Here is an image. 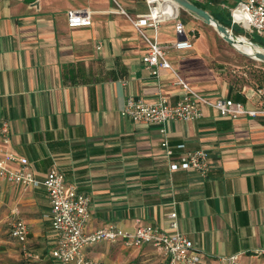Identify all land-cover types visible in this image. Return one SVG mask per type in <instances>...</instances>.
Listing matches in <instances>:
<instances>
[{"label": "crops", "instance_id": "obj_1", "mask_svg": "<svg viewBox=\"0 0 264 264\" xmlns=\"http://www.w3.org/2000/svg\"><path fill=\"white\" fill-rule=\"evenodd\" d=\"M122 6L133 17L150 8L147 0ZM75 8L90 10L92 24L69 26L67 12ZM190 28L194 47L168 52L174 70L208 99L227 96L257 104L256 88L230 83L222 68L210 64L208 43L198 42V31ZM148 33L173 41L175 21ZM147 49L113 0H0V118L11 130L4 146L26 156L38 179L56 166L90 196L89 232L109 224L168 229L176 211L178 230L194 241L207 264L233 254L244 264H264V255L257 254L264 249V115L231 119L204 105L198 119L167 123L174 149L167 157L157 124L121 113L129 96L155 101L163 95L175 103L184 93L172 69L153 75L144 66ZM185 149L209 152L206 173L170 168ZM0 209L10 228L16 219L28 223V246L40 255L31 258L17 240L0 239L8 249L17 247L5 254L13 259L1 263L58 264L51 254L57 236L46 216L51 205L42 184L25 190L0 177ZM86 252L97 264L163 261L152 245L104 241Z\"/></svg>", "mask_w": 264, "mask_h": 264}, {"label": "built area", "instance_id": "obj_2", "mask_svg": "<svg viewBox=\"0 0 264 264\" xmlns=\"http://www.w3.org/2000/svg\"><path fill=\"white\" fill-rule=\"evenodd\" d=\"M121 11L127 14L138 34L146 41L148 49L142 57L144 66L153 74L158 75L161 68L172 69L183 87L184 93L180 100L171 103L166 96H160L155 101H146L142 98L129 96L121 109L124 117L134 121H144L157 124L163 135L161 141L167 157L174 154L167 135V123L172 120H194L202 117L203 106L217 109L221 116L235 119L241 116L256 117L264 115V87L256 88L259 95L257 104L250 107L242 101L223 96L211 100L194 89L173 68L168 58L171 49L185 50L194 47V37H189L186 24L179 18V12L168 14L164 10L157 11V7L164 6L169 0H147L149 11L131 16L123 8L120 0H113ZM232 21L241 24L253 34H264V0H236L230 10ZM69 26L91 25L92 12L86 8L69 9ZM168 19L175 21L177 38L173 41H161L157 34L148 33L149 28L155 32ZM11 142V130L8 120L0 118V177L28 188L42 184L48 194L51 209L46 216L56 233L57 240L51 250L52 257L58 264H97L87 255V248L104 241L121 242L126 247H141L152 245L161 254V264H207L202 253L196 248L189 236L179 231L178 214L170 213L168 229H162L154 224H139L133 230H126L109 224L103 228L89 232L87 230L90 219V196L80 191L76 185L70 184L62 170L54 166L44 179H38L28 167L26 156L8 150L4 145ZM184 149L185 144H178ZM210 154L205 149H185L178 160L170 161L171 169H195L206 173L210 166ZM16 164V167L13 166ZM30 227L24 219L13 221L11 236L22 244L26 254L34 259L40 255L34 253L28 246ZM258 255H264V249L257 250ZM219 264H244L240 254L222 256Z\"/></svg>", "mask_w": 264, "mask_h": 264}, {"label": "rangeland", "instance_id": "obj_3", "mask_svg": "<svg viewBox=\"0 0 264 264\" xmlns=\"http://www.w3.org/2000/svg\"><path fill=\"white\" fill-rule=\"evenodd\" d=\"M120 1L123 5H125L126 2L131 0ZM197 1L201 4H204L206 6V9L210 13L216 14L218 16H220V12L227 13L236 4V0H220L218 6L213 4L214 2L211 0ZM229 15L232 20L231 12ZM179 18L183 23L187 25L186 28L189 34H191L190 27H193L194 31H198L199 36H197L196 38L198 42L208 43V45L210 46V52L207 53V57H209L210 59V64L214 68H222L227 80L230 83L238 87L246 85L257 87L253 83L256 82L255 76L259 73V71L262 69L264 70V61L257 60L243 53L236 46H233L226 40H224L216 31V29H214L210 25H207L200 18L192 15L190 12L184 10L183 8H179ZM226 22L228 24V27H230L235 35L245 36L254 43L264 47V34L256 36L255 34L245 29L243 25L235 23L233 21L231 22L228 16L226 18ZM2 212V209H0V239L15 242L16 239L14 240L10 233V224L8 222H3V220L1 219ZM10 245L11 249H8L9 246L0 241V264H3L1 262H3L4 259H7L9 261L13 259L12 256H9V258H6L5 256V254H7L9 251L12 252L14 250H17L16 245ZM43 261L22 259L23 264H42ZM46 264L55 263L47 262Z\"/></svg>", "mask_w": 264, "mask_h": 264}, {"label": "water", "instance_id": "obj_4", "mask_svg": "<svg viewBox=\"0 0 264 264\" xmlns=\"http://www.w3.org/2000/svg\"><path fill=\"white\" fill-rule=\"evenodd\" d=\"M26 2H34L36 0H25ZM145 1V0H144ZM177 4L178 9L183 8L192 15L200 18L207 25L212 26L220 34V36L233 46L243 44L244 41L238 39L237 35L227 25L221 23L212 13L207 9L197 5L192 0H172ZM245 44L251 47V53H246L250 57L257 60L264 61V51L258 49L251 40L245 41Z\"/></svg>", "mask_w": 264, "mask_h": 264}, {"label": "bare ground", "instance_id": "obj_5", "mask_svg": "<svg viewBox=\"0 0 264 264\" xmlns=\"http://www.w3.org/2000/svg\"><path fill=\"white\" fill-rule=\"evenodd\" d=\"M170 2L165 4L164 6H159L157 7V11H161V10H164V12L166 13V15L168 14H176L178 12V7H177V4L172 1V0H169ZM238 39L241 40V41H244L243 44H238L236 45V47L242 51L243 53H251V47L248 46V44H245V41H248L249 39L245 36H241V35H237ZM258 49L264 51V47L263 46H260L259 44H256L255 45Z\"/></svg>", "mask_w": 264, "mask_h": 264}, {"label": "trees", "instance_id": "obj_6", "mask_svg": "<svg viewBox=\"0 0 264 264\" xmlns=\"http://www.w3.org/2000/svg\"><path fill=\"white\" fill-rule=\"evenodd\" d=\"M194 3H196L197 5L203 7L206 9V6L204 4H201L200 2H198L197 0H192ZM213 1L216 6H218L220 0H211ZM229 14H230V11H228ZM227 13H219L220 16L216 15V14H213L214 17H216L221 23L225 24L228 26L227 22H226V18L227 16L229 17L230 21L232 22L231 18H230V15ZM256 36H259L258 34H255ZM256 78V82L253 83L255 84L257 87L255 88H259V87H264V70H260L259 73L255 76Z\"/></svg>", "mask_w": 264, "mask_h": 264}]
</instances>
